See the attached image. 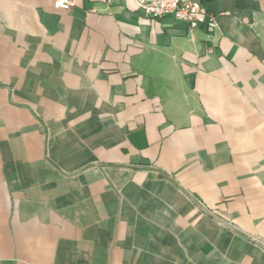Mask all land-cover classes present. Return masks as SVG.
Wrapping results in <instances>:
<instances>
[{
	"label": "crops",
	"instance_id": "obj_1",
	"mask_svg": "<svg viewBox=\"0 0 264 264\" xmlns=\"http://www.w3.org/2000/svg\"><path fill=\"white\" fill-rule=\"evenodd\" d=\"M108 1L0 0V264H264V0Z\"/></svg>",
	"mask_w": 264,
	"mask_h": 264
},
{
	"label": "built area",
	"instance_id": "obj_2",
	"mask_svg": "<svg viewBox=\"0 0 264 264\" xmlns=\"http://www.w3.org/2000/svg\"><path fill=\"white\" fill-rule=\"evenodd\" d=\"M77 0H53L56 9H69ZM136 5L149 18H161L171 15L185 21L192 29L206 31L216 26L215 16L206 11L200 0H134ZM110 2V0L108 1Z\"/></svg>",
	"mask_w": 264,
	"mask_h": 264
}]
</instances>
